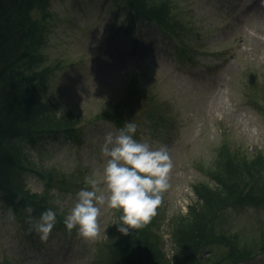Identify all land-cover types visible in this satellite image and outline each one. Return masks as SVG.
<instances>
[{
  "label": "rangeland",
  "instance_id": "1",
  "mask_svg": "<svg viewBox=\"0 0 264 264\" xmlns=\"http://www.w3.org/2000/svg\"><path fill=\"white\" fill-rule=\"evenodd\" d=\"M161 1L170 4L176 33L146 20L130 22L126 0H48L44 53L53 71L46 99L57 116H77L78 142L63 133L49 135L32 154L34 165H25L35 172L26 177L28 193L39 203L45 198L57 213L46 242L30 230L25 211L12 210L10 221L0 203V263H105L118 212L101 207L100 232L93 239L60 222L76 193L88 187L86 178L102 171L104 136L115 135L127 121L137 125L135 139L153 148L166 145L173 162L156 212L168 259L176 223L202 206L195 187L216 186L211 176L222 172L218 155L235 150L249 160L264 158V0ZM256 169L252 183L264 176V163ZM41 171L51 175L50 188L38 177ZM252 183L213 226L233 246L256 249L251 260L236 264H264V186L261 180ZM31 208L38 219L42 212ZM218 245L220 256L224 247Z\"/></svg>",
  "mask_w": 264,
  "mask_h": 264
},
{
  "label": "trees",
  "instance_id": "2",
  "mask_svg": "<svg viewBox=\"0 0 264 264\" xmlns=\"http://www.w3.org/2000/svg\"><path fill=\"white\" fill-rule=\"evenodd\" d=\"M126 1L130 8L126 17L130 22L137 18L156 23L164 31H173L167 1ZM47 4L48 0H0V203L14 212H24L30 206L42 211L47 209L45 198L41 203L36 202L25 184L31 172L25 165H34L32 154H38L45 139L63 133L65 140L78 142L74 129L80 123L77 116L68 113L57 116L46 99L53 71L44 53ZM112 118L122 126L116 115ZM218 162L222 172L211 176L216 186L195 187L201 208L190 209L189 219L181 218L171 232V258L164 254L155 215L143 228L129 230L128 235L121 234L116 225L111 231L113 239L105 244L104 264H236L251 260L256 249L233 246L222 233L216 234L213 226L239 190L252 183L258 174L256 165L263 164L264 158L258 155L249 160L234 150L231 154L226 152L224 157L218 155ZM39 173L44 186L50 188L51 175ZM260 180L264 186V176L255 182ZM60 225H64L63 221ZM218 243L227 250L222 247L220 256L214 248V245L221 247ZM204 253L213 258H202Z\"/></svg>",
  "mask_w": 264,
  "mask_h": 264
},
{
  "label": "clouds",
  "instance_id": "3",
  "mask_svg": "<svg viewBox=\"0 0 264 264\" xmlns=\"http://www.w3.org/2000/svg\"><path fill=\"white\" fill-rule=\"evenodd\" d=\"M137 125L127 121L114 135L108 132L101 146L104 158L102 171L86 178L88 185L76 193L74 206L64 217L69 232L77 229L78 235L93 239L99 235L98 218L101 207L119 213L117 230L128 235L129 230L143 228L156 215L163 194L169 188L173 162L166 145L153 148L147 142L134 138ZM63 210L59 200L54 201ZM33 209L25 208L26 222L42 242H46L56 225L57 213L52 209L32 217ZM7 218L15 220L8 208Z\"/></svg>",
  "mask_w": 264,
  "mask_h": 264
}]
</instances>
